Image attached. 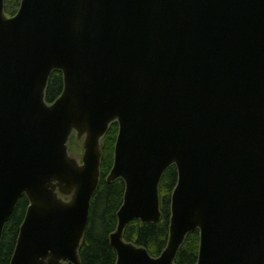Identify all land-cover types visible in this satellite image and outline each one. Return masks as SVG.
<instances>
[{
  "label": "water",
  "instance_id": "95a60500",
  "mask_svg": "<svg viewBox=\"0 0 264 264\" xmlns=\"http://www.w3.org/2000/svg\"><path fill=\"white\" fill-rule=\"evenodd\" d=\"M54 72L64 89L48 104ZM113 123L107 181L126 185L116 264H176L196 231L197 264H264V0H22L14 16L0 0V247L30 203L10 264H81ZM172 166L155 258L124 236L161 221Z\"/></svg>",
  "mask_w": 264,
  "mask_h": 264
},
{
  "label": "trees",
  "instance_id": "16d2710c",
  "mask_svg": "<svg viewBox=\"0 0 264 264\" xmlns=\"http://www.w3.org/2000/svg\"><path fill=\"white\" fill-rule=\"evenodd\" d=\"M21 1L5 0L6 14L14 16L20 8ZM63 89V74L54 72L46 90V102L53 104L62 95ZM118 132V124L113 123L102 141L100 185L91 203L89 225L79 253L81 264L117 263V254L110 244V236L118 226L117 213L123 205L126 185L121 179L108 183L107 178L114 164V151ZM177 181V169L172 166L165 172L160 184L162 218L159 223L143 224L140 221H134L125 231V241L147 249L149 254L155 258L159 257L167 247L171 197ZM29 204V200L23 197L5 227L0 247V264H10L11 262ZM199 247L200 232L196 231L187 237L175 263L197 264Z\"/></svg>",
  "mask_w": 264,
  "mask_h": 264
},
{
  "label": "rangeland",
  "instance_id": "374dc122",
  "mask_svg": "<svg viewBox=\"0 0 264 264\" xmlns=\"http://www.w3.org/2000/svg\"><path fill=\"white\" fill-rule=\"evenodd\" d=\"M74 137V138H73ZM74 139V141H72ZM83 144H84V140H78L77 137L72 136V138L69 141V153L71 155V157L79 164L82 163V158H83V154H84V149H83ZM66 200H69V198Z\"/></svg>",
  "mask_w": 264,
  "mask_h": 264
}]
</instances>
